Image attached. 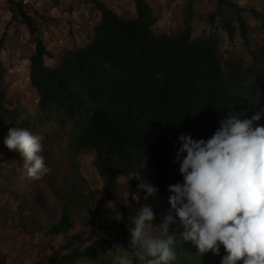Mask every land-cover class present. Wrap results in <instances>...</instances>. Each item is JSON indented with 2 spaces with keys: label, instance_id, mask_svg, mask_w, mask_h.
Instances as JSON below:
<instances>
[{
  "label": "trees",
  "instance_id": "16d2710c",
  "mask_svg": "<svg viewBox=\"0 0 264 264\" xmlns=\"http://www.w3.org/2000/svg\"><path fill=\"white\" fill-rule=\"evenodd\" d=\"M8 3L13 16H19L29 26L38 43L32 57L31 81L40 95L41 112L59 118L76 117L70 133L74 145L95 149L96 167L105 178L104 190L114 200L124 222L140 212L145 193L140 192L139 203L131 198L126 204L114 192L117 174L127 177L134 193L140 181L133 172L140 168L158 188L156 196H168L170 185L183 182L180 165L174 163L181 146L180 135L207 140L229 113L241 120L264 113V41L259 48L250 50L249 66L242 59H225L216 37L192 39V0L185 27L175 37L153 30L157 16L148 0L136 1L135 19L122 17L101 0H95L102 12L95 41L67 52L57 68L46 62L47 55L53 54L28 12L30 5L19 0ZM241 24L246 36L245 24ZM262 29L264 37V21ZM226 30L234 38L232 25L227 23ZM4 44L5 38L0 35V53ZM6 74L7 70L0 66V145H5L9 133L3 128L6 124L37 135L29 122L20 121L17 109L6 105ZM257 126H264V114L253 122V127ZM42 144L44 150V140ZM18 157L23 159L19 153ZM49 226L56 233L68 232L72 226L70 214L65 211ZM182 232L176 217L169 229L175 238L174 264H221L226 255L222 245L219 255H201L192 242L183 241ZM118 243L127 247L125 241ZM115 245L106 239L94 240L89 247L67 254L63 261L72 264L86 258L100 263L104 261L105 246Z\"/></svg>",
  "mask_w": 264,
  "mask_h": 264
},
{
  "label": "rangeland",
  "instance_id": "374dc122",
  "mask_svg": "<svg viewBox=\"0 0 264 264\" xmlns=\"http://www.w3.org/2000/svg\"><path fill=\"white\" fill-rule=\"evenodd\" d=\"M101 1L122 17H138L137 0ZM190 1L148 0L157 16L153 30L172 37L179 35L185 27ZM221 1L219 4L220 0H192V39L214 36L225 59H242L249 66L250 50L259 48L264 41V0ZM28 12L53 54L46 58L51 68L59 67L67 52L92 44L102 19L95 0H36ZM227 23L235 29L234 38L226 30ZM241 23L245 24L246 36ZM0 35L5 38L0 66L7 70L6 105L17 109L20 121L26 120L37 135L44 137L43 156L52 169L44 178L32 179L18 152L0 145V264H68L63 261L67 254L87 248L99 239L116 244L111 248L105 246L104 261L78 258L72 264H113L116 255L125 253L131 256L132 264H140L129 245L132 220H121L114 200L105 192V178L96 167L95 149L74 145L70 133L76 117L59 118L41 112L40 95L31 81L32 57L38 43L29 26L19 16H13L8 0H0ZM7 125L3 128L9 132L13 127ZM137 172L153 184L143 170L136 169L133 175ZM116 180L114 192L129 204L133 193L127 177L117 174ZM170 195L144 201L143 205L150 206L155 214L150 228L154 235V227L163 223L170 210ZM23 204L29 206L22 207ZM65 211L72 221L69 231H52L49 223L57 222ZM124 241L127 247L118 243Z\"/></svg>",
  "mask_w": 264,
  "mask_h": 264
},
{
  "label": "clouds",
  "instance_id": "9594fccd",
  "mask_svg": "<svg viewBox=\"0 0 264 264\" xmlns=\"http://www.w3.org/2000/svg\"><path fill=\"white\" fill-rule=\"evenodd\" d=\"M264 113L241 120L229 113L220 127L207 140L180 135L176 152L182 183L170 185V210L153 234L150 228L155 214L142 205L132 217L129 245L140 264H174L175 238L169 234L170 225L179 218L183 241L192 242L201 255H226L221 264H264V126L253 127ZM44 137L29 130L10 129L4 140L10 151H17L24 160L30 178L40 180L52 172L40 153ZM146 167V166H144ZM136 193L155 197L158 188L138 172ZM138 198V199H137ZM113 264H132L129 254L116 255Z\"/></svg>",
  "mask_w": 264,
  "mask_h": 264
},
{
  "label": "built area",
  "instance_id": "2783aa9c",
  "mask_svg": "<svg viewBox=\"0 0 264 264\" xmlns=\"http://www.w3.org/2000/svg\"><path fill=\"white\" fill-rule=\"evenodd\" d=\"M19 1H22L24 2L25 4H28V5H32L35 3L36 0H19Z\"/></svg>",
  "mask_w": 264,
  "mask_h": 264
}]
</instances>
